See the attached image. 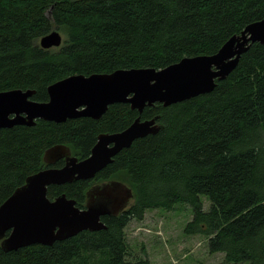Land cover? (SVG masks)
<instances>
[{
  "label": "trees",
  "instance_id": "16d2710c",
  "mask_svg": "<svg viewBox=\"0 0 264 264\" xmlns=\"http://www.w3.org/2000/svg\"><path fill=\"white\" fill-rule=\"evenodd\" d=\"M263 17L264 0H0V91L33 89L31 99L47 101V87L73 74L159 69L213 54ZM52 30L65 36L62 43L41 47ZM215 82L208 93L140 112L115 103L98 119L0 128L1 204L47 167L43 153L53 145L66 144L82 160L100 133L119 132L138 116L159 115L162 125L122 148L94 178L47 187L50 200L65 194L79 208L93 184L116 179L132 187L134 198L120 213L101 217L106 229L51 245L0 247V264H150L125 259L131 251L124 228L148 209L180 203L192 208L184 232L204 234L210 253L223 252L229 263L264 264V44H251Z\"/></svg>",
  "mask_w": 264,
  "mask_h": 264
},
{
  "label": "water",
  "instance_id": "95a60500",
  "mask_svg": "<svg viewBox=\"0 0 264 264\" xmlns=\"http://www.w3.org/2000/svg\"><path fill=\"white\" fill-rule=\"evenodd\" d=\"M62 43L59 31L52 30L40 38L44 48ZM264 44V17L247 24L228 38L213 54L183 57L163 68H121L109 73L73 74L47 87L48 100L31 99L33 89L0 91V128L14 125L32 126L36 119L65 122L67 119H98L115 103H128L142 111L160 103L168 106L210 92L237 65L251 44ZM162 128L159 115L150 119L136 117L125 129L100 133L89 156L78 160L66 144H56L43 153L47 166L30 174L23 185L0 204V247L4 251L33 244L51 245L81 231L106 229L104 215L115 216L134 198L132 187L112 179L91 186L86 192L84 208L61 194L50 200L47 187L92 179L134 139L155 134ZM64 159V165L54 167Z\"/></svg>",
  "mask_w": 264,
  "mask_h": 264
},
{
  "label": "rangeland",
  "instance_id": "374dc122",
  "mask_svg": "<svg viewBox=\"0 0 264 264\" xmlns=\"http://www.w3.org/2000/svg\"><path fill=\"white\" fill-rule=\"evenodd\" d=\"M61 35L63 41L65 36ZM200 198L208 207L206 196ZM191 218V206L180 203L171 210L148 209L141 220L131 219L124 228L131 251L125 259L134 262L145 258L150 264H235L225 262L223 252L210 253L204 234L184 232Z\"/></svg>",
  "mask_w": 264,
  "mask_h": 264
},
{
  "label": "flooded vegetation",
  "instance_id": "af4514ba",
  "mask_svg": "<svg viewBox=\"0 0 264 264\" xmlns=\"http://www.w3.org/2000/svg\"><path fill=\"white\" fill-rule=\"evenodd\" d=\"M76 158H77V157H76ZM78 158H79V157H78ZM78 158H77V159H78ZM80 160H81V159H80ZM59 162L62 163V165H60V166H56V165H57V163H56V164L53 165V166H54V167H61V166L64 165V162H65V161H64V159H61ZM59 162H58V163H59ZM87 180H89V179H87ZM75 205H76V204H75Z\"/></svg>",
  "mask_w": 264,
  "mask_h": 264
},
{
  "label": "clouds",
  "instance_id": "9594fccd",
  "mask_svg": "<svg viewBox=\"0 0 264 264\" xmlns=\"http://www.w3.org/2000/svg\"><path fill=\"white\" fill-rule=\"evenodd\" d=\"M95 177V176H94Z\"/></svg>",
  "mask_w": 264,
  "mask_h": 264
}]
</instances>
